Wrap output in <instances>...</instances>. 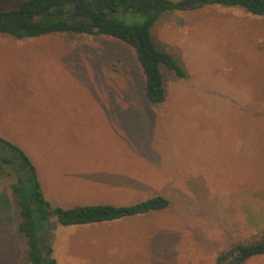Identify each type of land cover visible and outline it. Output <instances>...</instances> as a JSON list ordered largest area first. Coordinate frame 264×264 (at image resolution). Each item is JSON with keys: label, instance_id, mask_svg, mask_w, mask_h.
Segmentation results:
<instances>
[{"label": "rangeland", "instance_id": "374dc122", "mask_svg": "<svg viewBox=\"0 0 264 264\" xmlns=\"http://www.w3.org/2000/svg\"><path fill=\"white\" fill-rule=\"evenodd\" d=\"M24 1L0 0V10ZM150 36L184 73L162 72L159 105L144 96L133 50L112 38L0 35V138L27 155L48 202L169 201L89 225L50 216L42 246L56 264H215L235 244L264 239V17L219 5L165 12ZM15 181L5 167L0 264H27Z\"/></svg>", "mask_w": 264, "mask_h": 264}, {"label": "trees", "instance_id": "16d2710c", "mask_svg": "<svg viewBox=\"0 0 264 264\" xmlns=\"http://www.w3.org/2000/svg\"><path fill=\"white\" fill-rule=\"evenodd\" d=\"M219 5L240 8L264 17V0H26L18 8L0 10V35L16 40L51 34L101 35L130 47L143 78V92L151 104L165 101L163 71L183 77L170 54L159 51L150 36L154 22L165 12L189 11ZM135 15L141 23L127 24L119 17ZM119 17V18H118ZM0 173L10 167L16 181L9 190L18 211V231L25 244L27 264H56L50 246L42 238L49 217L61 226H81L110 222L124 217L161 211L169 201L160 195L128 206L112 204L53 207L45 200L35 167L16 145L0 138ZM264 255V239L237 243L220 253L215 264H243Z\"/></svg>", "mask_w": 264, "mask_h": 264}, {"label": "crops", "instance_id": "0c3cea01", "mask_svg": "<svg viewBox=\"0 0 264 264\" xmlns=\"http://www.w3.org/2000/svg\"><path fill=\"white\" fill-rule=\"evenodd\" d=\"M152 193H153V191H152ZM151 193V194H152ZM157 193V192H156ZM156 195H161V194H156ZM155 194L153 195V196H156ZM152 196V197H153ZM149 198H151V197H149ZM46 200V199H45ZM47 201V200H46ZM141 202V201H140ZM50 203V202H49ZM51 204V203H50ZM52 205V204H51ZM77 205H82V204H76V205H74V206H77ZM53 206V205H52ZM74 206H72V207H74ZM53 207H55V206H53ZM71 208V207H70ZM66 209H68V208H66ZM165 210V209H164ZM161 211H163V210H161ZM153 212H157V211H153ZM175 212H179V213H182V212H180V211H175ZM150 213V212H149Z\"/></svg>", "mask_w": 264, "mask_h": 264}]
</instances>
